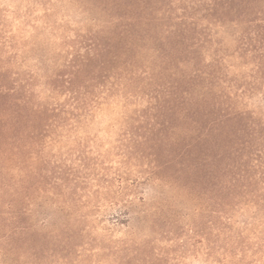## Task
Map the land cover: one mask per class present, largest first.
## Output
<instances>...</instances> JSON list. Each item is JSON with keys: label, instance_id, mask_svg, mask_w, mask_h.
<instances>
[{"label": "rangeland", "instance_id": "rangeland-1", "mask_svg": "<svg viewBox=\"0 0 264 264\" xmlns=\"http://www.w3.org/2000/svg\"><path fill=\"white\" fill-rule=\"evenodd\" d=\"M263 47L264 0H0V89L53 109L25 151L20 219L0 202V264H231L216 258L231 234L264 264ZM199 69L210 86L175 81ZM132 76L141 91L121 92ZM208 87L224 107L207 119L231 118L214 140L164 101Z\"/></svg>", "mask_w": 264, "mask_h": 264}, {"label": "trees", "instance_id": "trees-1", "mask_svg": "<svg viewBox=\"0 0 264 264\" xmlns=\"http://www.w3.org/2000/svg\"><path fill=\"white\" fill-rule=\"evenodd\" d=\"M118 8L122 5H118ZM223 14V13H222ZM131 23L134 24H128V26L123 27L119 34H122V36H125L127 38L126 40V46L128 48H134L133 40L137 39L136 36H140L138 34H135V32H132V25H135L136 27L138 24L140 26H144L145 24L143 21L137 17H132ZM119 25V24H118ZM121 28V26H120ZM111 32V30L109 31ZM118 31L113 30V33L111 35H115ZM184 34H186L184 32ZM111 35H109L111 37ZM173 36V35H172ZM171 37V35H170ZM111 40L113 38H110ZM131 40V41H130ZM185 50H188L186 48ZM264 50V47L262 48ZM104 54L109 53V49H103ZM182 53V52H181ZM103 55H101V58ZM120 58V56H119ZM166 58V57H165ZM171 58H169L170 60ZM100 60V59H99ZM101 61V60H100ZM103 62V61H102ZM213 69L214 67L211 66ZM210 71H194L196 74V77H192V75L189 74H182L180 77H178L177 80L179 83L187 84L192 82V79H197L199 82L207 83L208 86H210V80L212 77V74H214V70ZM159 74V79H165L166 77V70L162 69ZM78 74L81 75L82 78L88 79V75H85L84 70H79ZM149 85H155L160 86L158 83L157 85L155 83L154 76L150 77ZM135 76H132L129 80V84L124 88L122 87L121 92L124 90L131 91H141V87L135 86ZM206 84V85H207ZM220 87V86H218ZM6 85H2L0 89V95L2 98H5V101L0 100V202L3 203L5 200H7L9 203L7 205H10L11 207L16 208V210L7 218L8 220H14L15 222L20 219L21 213H23V210L21 209V206L23 204V199L25 195V189L26 187V179L29 177H33L37 171L34 170L32 167H28L26 161L24 160V157L26 155V150H31L35 144H37L35 138L37 136L38 127L40 126H47V121H45L44 115L48 112H51L53 109H50L49 107H35L32 105V102L24 97L23 95H17V92H9V89H6ZM212 88L208 87L206 90H204V93H195V91L187 90L185 91L186 94L183 95V97H174L173 93H169L168 97L164 99L165 102H172V103H179V106H173L170 111V115L172 117H175L177 120H179L184 125H189L193 128H199L201 124H204L206 122L207 125H205V129L208 128L209 131H205L204 137L211 139L213 137L214 131L221 132L223 131L222 125L224 122L231 120V118L228 115H224V119H207L209 118L211 113H207V109L213 108L221 110L223 109V102L220 98H217L215 96L211 95ZM118 90V91H119ZM77 93V92H76ZM78 94V93H77ZM225 95V94H224ZM15 96V97H14ZM21 96V97H20ZM23 96V97H22ZM85 95H76L73 99V101L76 103L78 101L79 103H82L83 105H86L87 98L84 97ZM181 104V105H180ZM86 107H84V110ZM176 108V109H175ZM79 111L80 107L73 106V110ZM160 109H163L160 107ZM170 109V108H169ZM206 110V111H205ZM163 111V110H160ZM75 112V111H74ZM222 117V118H223ZM204 126V125H203ZM250 127L253 131H255L254 126L247 125ZM156 127V126H155ZM182 130H184V127H180ZM190 130V129H187ZM31 136V137H30ZM26 137H30L32 140L31 142L27 143L25 147H19V144L22 142H25L24 140ZM256 140L261 142V140L264 141L262 137H256ZM146 143H151V147L155 148L156 144L153 143L152 140L146 139ZM219 146L228 147V144H221L218 143ZM229 150V151H228ZM32 151V150H31ZM227 152L224 153L223 156H221L220 159H230L233 156V153L230 148L227 149ZM244 155V154H243ZM245 156V155H244ZM250 158V155H246V157H241V160H246ZM236 166V165H235ZM10 177V180H7L4 177ZM243 180V179H242ZM241 183V179L239 180ZM239 183V184H240ZM247 188V185H240L241 188ZM261 197L260 195L258 196ZM262 200V199H261ZM260 200V201H261ZM220 233L218 237H221L222 232L219 229ZM240 235L231 234L229 235L228 241L226 243H218V250H217V261L219 263L221 262H231V264H246L247 263V255L244 253L243 250H238V248H235V239H238ZM238 252H241V255H239ZM237 261V262H236Z\"/></svg>", "mask_w": 264, "mask_h": 264}]
</instances>
